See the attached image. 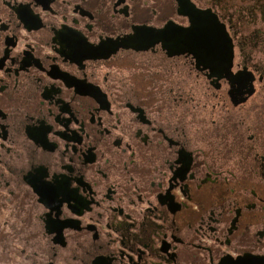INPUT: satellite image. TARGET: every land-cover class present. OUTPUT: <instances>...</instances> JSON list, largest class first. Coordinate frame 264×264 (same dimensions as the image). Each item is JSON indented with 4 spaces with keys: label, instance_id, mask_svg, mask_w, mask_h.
Instances as JSON below:
<instances>
[{
    "label": "flooded vegetation",
    "instance_id": "af4514ba",
    "mask_svg": "<svg viewBox=\"0 0 264 264\" xmlns=\"http://www.w3.org/2000/svg\"><path fill=\"white\" fill-rule=\"evenodd\" d=\"M0 264H264V0H0Z\"/></svg>",
    "mask_w": 264,
    "mask_h": 264
}]
</instances>
